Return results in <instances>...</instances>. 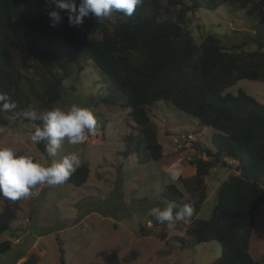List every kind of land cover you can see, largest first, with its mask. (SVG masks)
I'll return each instance as SVG.
<instances>
[{"label":"trees","instance_id":"obj_1","mask_svg":"<svg viewBox=\"0 0 264 264\" xmlns=\"http://www.w3.org/2000/svg\"><path fill=\"white\" fill-rule=\"evenodd\" d=\"M263 2L143 0L131 17L117 11L103 22L86 17L76 27L62 12V22L53 27L48 13L55 6L49 0H0V94L16 105L0 111V124H7V115L42 126L40 113L60 98L63 82L71 77L78 59H90L104 82L111 84L98 102L129 108L136 123V135L125 138L124 156L132 152L128 144L136 137L133 149L138 163L162 158L163 148L149 115L160 101L212 130L211 150L200 148L199 140L193 143L207 158L189 159L194 174L177 178L190 199L173 184L166 185L161 196L192 207L186 232L193 242L220 244V255L210 264H256L249 249L255 218L264 206V104L242 88L236 93L228 88L241 79L264 81ZM219 5L242 9L255 20L254 49H245L244 42L224 46L210 33L198 42L194 39L190 15ZM29 59L36 78L22 70ZM33 110L39 117L36 121L23 116ZM138 146L144 147L143 155ZM38 147L45 152L43 144ZM229 161L235 172L220 182L209 218H198L211 166L230 167ZM89 172L87 164H80L69 181L81 186ZM10 248L9 240H0V254ZM35 261L31 255L21 264Z\"/></svg>","mask_w":264,"mask_h":264},{"label":"rangeland","instance_id":"obj_2","mask_svg":"<svg viewBox=\"0 0 264 264\" xmlns=\"http://www.w3.org/2000/svg\"><path fill=\"white\" fill-rule=\"evenodd\" d=\"M190 17V28L197 42L210 33L224 46L244 42L245 49L255 47L251 42L255 20L242 9L234 10L226 5L214 10L199 8ZM31 62L27 60L22 70L36 78L37 74L29 67ZM101 75L90 59L79 58L71 77L63 82L60 98L51 107L78 104L91 109L97 131L82 144L65 141L56 155L51 156L46 148L42 152L30 140L39 126L37 123L5 115L7 124H0V147L31 154L42 165L76 152L81 164H87L90 169L87 181L81 186L68 179L56 186L37 184L30 189L28 197L17 201L0 196V240H20L19 244L11 242L10 250L0 254V264H15L19 255L28 256L34 243L40 254L34 251L31 255L38 264H210L220 255L221 246L216 241L193 242L186 232L191 217L168 227L150 216L149 210L170 202L161 196L162 189L169 184L190 199V193L177 178L190 177L185 172L189 159L198 155L207 158L193 143L199 140L200 148L211 150L212 130L197 118L160 101L151 107L149 115L165 157L138 163L133 149L136 137L128 144L132 152L127 156L122 154L128 149L126 136L138 132L136 123L129 108L98 102L100 94L108 93L111 88ZM239 88L264 104V81L241 79L228 91L236 93ZM47 110L40 113L42 123ZM185 133L192 134L194 140L181 139ZM41 144L45 147L47 141ZM137 149L144 154L143 146ZM234 167L233 163L230 167L211 166L206 179L207 197L198 218H209L220 182L235 172ZM147 221L151 222L150 226L145 225ZM249 250L256 264H264V206L255 218Z\"/></svg>","mask_w":264,"mask_h":264},{"label":"clouds","instance_id":"obj_3","mask_svg":"<svg viewBox=\"0 0 264 264\" xmlns=\"http://www.w3.org/2000/svg\"><path fill=\"white\" fill-rule=\"evenodd\" d=\"M55 7L49 11L51 26L62 22L61 13L67 15L70 26L79 27L86 17H94L103 22L114 12H122L131 17L143 0H49ZM58 9V10H56ZM16 105L8 102L6 95L0 94V111H9ZM23 116L31 121L39 117L34 111H25ZM43 125L37 126L30 136L33 144L47 141L46 151L55 156L65 141L71 145L82 144L97 131V120L91 109L78 104L67 108L53 107L43 116ZM2 131V129H0ZM81 164L78 153L70 152L59 160L42 165L31 154H20L10 147H0V196L12 201L26 198L30 189L37 184L56 186L65 183ZM193 209L189 204L177 206L172 202L154 206L149 210L158 223L173 227L177 222L191 217Z\"/></svg>","mask_w":264,"mask_h":264},{"label":"crops","instance_id":"obj_4","mask_svg":"<svg viewBox=\"0 0 264 264\" xmlns=\"http://www.w3.org/2000/svg\"><path fill=\"white\" fill-rule=\"evenodd\" d=\"M163 148V147H162ZM163 156L165 157V155H164V151H163ZM162 156V157H163ZM186 166H189V167H186V170H185V172L187 171V175L186 176H192L193 174H194V172H195V168H194V166H192V165H190V164H188V165H186ZM183 176V175H182ZM9 240V239H8ZM10 241V240H9ZM11 242H16L17 244H19L20 243V240L19 239H14V240H11L10 241V243ZM12 244V243H11ZM34 247H35V243L33 244V249L29 252V254H28V256H25V255H19L18 256V258L16 259V263L15 264H21L22 262H24L26 259H28L30 256H31V254H33V253H38V254H40V251H38V250H36V249H34ZM35 251V252H34ZM35 264H38V260L37 261H35Z\"/></svg>","mask_w":264,"mask_h":264},{"label":"built area","instance_id":"obj_5","mask_svg":"<svg viewBox=\"0 0 264 264\" xmlns=\"http://www.w3.org/2000/svg\"><path fill=\"white\" fill-rule=\"evenodd\" d=\"M181 139H183V140H187V141H191V140H194V137H193V135L190 134V133H185V134H182V135H181ZM178 148H179V145H178ZM145 225H146V226H150V225H151V222L147 221V222L145 223Z\"/></svg>","mask_w":264,"mask_h":264}]
</instances>
